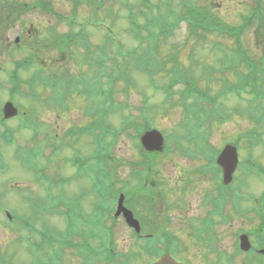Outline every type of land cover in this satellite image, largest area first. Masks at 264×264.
<instances>
[{
    "label": "rangeland",
    "instance_id": "rangeland-1",
    "mask_svg": "<svg viewBox=\"0 0 264 264\" xmlns=\"http://www.w3.org/2000/svg\"><path fill=\"white\" fill-rule=\"evenodd\" d=\"M36 1L47 8L51 7L52 10H55L57 13L61 12L60 14L63 16H72L71 5L73 0H0V106H3L9 101H11L16 107L20 104V108L18 107L20 115H29L32 119H37V122L29 119L20 123L16 118L13 122H7V125L14 128V130L10 128L3 129L1 127L3 133H9L10 135L16 136L25 147L23 169L20 160L17 159L18 156L16 158L19 141L17 140L16 142H13L12 145H4L3 143H0V157L2 159H0V166L1 164H6L10 167L6 174L0 171V177L2 174H5L3 181L0 182V193L5 196L3 199L0 195L2 203L11 211L14 210L19 214L24 213L27 217L37 216L35 223L38 228H41L43 224H46L50 225V227L57 228L58 231L63 230V228H65V221L63 222L58 214H52L53 206L57 201L54 199L51 200L53 194L50 187L46 190V188L40 187L37 183V180L42 181L41 178L37 176V171L45 170V175L50 178L71 176V181L68 182L63 190V198L72 200L82 194H89V197L85 198L82 203V206H85L86 211H89L90 203L92 202L91 199L93 197L91 195V183L97 182V180L92 173L84 174L78 170L79 174H74L77 170L74 169L73 166L71 169V165L67 163L65 159L69 162L74 160V162L77 163L87 158V161L90 163V161H92L91 155L94 152L92 141L87 138L86 135L81 137L80 143H77L78 147L76 150L78 152L74 151L73 153L72 149H66L67 146L61 147L66 138H70L68 135L71 127H84L90 121V118L95 119L93 101L89 97L80 94V90L84 83L83 80L88 79L89 82L94 84V88L100 87L107 89L112 87V90L115 91L114 98L116 104L118 106H125L122 112L111 114L108 121H106L108 124L110 122V127L118 132L117 137L111 138L114 139V142L111 145L112 148L110 151L106 152L103 157L104 163H106L105 173L107 174L105 181L109 183V185L106 184L107 189L113 185L116 189L122 188L121 190L124 192L126 199L125 202L128 203L130 202L131 196H133V192H141V189L145 188L144 193L141 195L143 199L147 201L149 210H151L148 213L153 217H156L161 225L159 227L155 222L154 228L158 226V228L161 229L162 227L164 230L165 222H168L167 218H169L171 219V221H169L171 225L170 231H172L173 227L181 225L182 228L184 227L183 230L187 232L185 221H187L189 216H201L204 214V210L202 211L201 208L203 193L213 188V182L209 176L195 178L196 181L192 187L194 188V191L190 194V200L188 201L189 207L187 206L188 203L184 205L182 202V206L179 207V202L181 200L177 197L178 195H169L168 198L171 202V211H167L165 207L166 204L163 203V200L159 195L158 186L148 178L141 179V187L133 189L138 187L139 182L134 180L131 175L133 169L131 166V160L137 158L135 142H131V133L133 132V127L131 128V126L133 125V121L136 122L137 120V122H141L143 119V113L140 111L144 106L142 103L143 95H150L153 92L147 76L142 71L136 69L135 62L124 58L118 48L111 47L107 43L106 38H103V33L99 30H93L94 34L91 33L92 37L90 38V43L92 46H89V50H84L82 47H75L76 42L80 43V40L76 39V36H69L67 42L66 39H63V35L70 34L71 32L72 35L75 34L78 31V26L70 29V22H56L53 15L41 13L40 10L37 9ZM92 1L94 3L101 2V0ZM128 1L132 3L134 9L133 12L139 13L142 11H150V9H147L145 6L138 9V6L142 4L145 5L146 0ZM250 1L252 0H214L213 5L219 9L221 15H223L225 19L235 23L237 22V15L244 10L243 7ZM89 2L90 0H85V3L78 8V15L81 22L90 16L89 13L91 12H89V8L92 9V7L89 5ZM151 2L154 5H158L153 7L152 11L159 9L160 5H163L164 13L161 15L168 17L170 12L175 10L173 6L176 7L175 3H177L178 0H174L175 3L171 1L172 6L169 5L170 0H151ZM124 3H126V0H105V3L101 7L102 11L105 12V15L100 16L105 17L103 19L105 20L106 25H114L115 30L120 34L119 38H122L123 49L127 51L136 48L137 42L130 34L129 16L126 9L123 7ZM34 6H36L34 9L36 11L31 10ZM103 8L105 9L103 10ZM156 14L158 15L160 13L156 11ZM139 16L140 14H138V22L140 19ZM50 27L55 28L57 31L56 36L53 38H51ZM186 35L187 25L181 23V25L178 26L173 31V34L166 40L167 47L185 48L184 44ZM18 37L20 38L19 44L21 49H17V45H15V39ZM56 39L59 40L57 47L54 46V40ZM71 45L72 47L69 51ZM190 46L193 45H187V48H185L184 51L182 50L183 52H180V62L188 63L189 56L187 57L185 52L190 50ZM100 48L107 49L109 54L112 55V58L110 57V64L107 63L106 66L109 64V74H113L114 79L102 75L96 78L95 75L98 74L97 69H91L89 62L86 61L88 56H95L94 53ZM197 51L196 53L194 52V54L195 58L198 60L197 75L200 76L204 69L201 62L204 63L208 57ZM29 52L36 57L35 61H27L32 57L29 56ZM69 52L72 53V60H69L67 57L70 54ZM124 59L127 61H124ZM190 59L194 60L193 54H190ZM16 60L29 63V70L26 71L24 69L20 72V76L23 80H26L32 74L33 70H35L34 67L39 68L38 72H42L45 75L57 74L58 76H63L66 74L65 72H69L70 80H64L68 84L67 86L62 87L66 88L65 91L62 88H59V95L55 96V94L50 93V90L39 89L38 92L42 95V101L37 102L26 100V98L18 96L14 101L10 100L8 98L9 94L7 89L11 85L8 82L9 73L6 72L12 71L13 61ZM125 72L133 78V81L135 82L134 87H128L125 85V81L122 79L124 78L123 73ZM2 84H4V87ZM165 84L167 83L165 82ZM95 85H97V87ZM160 85L162 86L161 81ZM23 87H25V85H23ZM71 87H73V90L77 93L69 98L68 91ZM183 88L182 85L176 86V90H180L179 93L183 91ZM57 90L58 89H56V91ZM54 97L58 102H61L64 97H67L66 103H60L64 105L66 109L59 108L54 102ZM161 100L162 97L158 94L153 97L154 102H160ZM224 101L226 103L225 106L229 108H234L237 104L234 97H229ZM165 107L166 105L154 120L153 118H149L153 128L156 126L164 135L170 136L174 133L173 131L175 129L179 131V125L183 119L182 110L179 105L175 106V109L169 111H166ZM128 115H132V119L128 122H123L124 118ZM0 116H3L2 120H4L5 116L2 109H0ZM133 116L135 120H133ZM244 120L249 123L246 117ZM242 123L243 121L235 116L232 121L226 123V125L221 128L220 132L215 133L212 139L207 137L209 143L213 144L216 148H221L225 141L230 142L237 136V134L242 132V129H240ZM24 124H30L35 128L33 131L26 130L22 128ZM59 141L60 146H57V142ZM66 142H69V140ZM56 146L60 148L59 151H54V147ZM195 148L196 147L194 146L192 149ZM197 148H199V146ZM253 154L258 160H260L264 153L261 149ZM249 156L247 150L242 151L240 154V161L246 160V158L248 159ZM160 158L168 159L161 164V167H158L159 174L154 175L153 177L156 182H159L160 178L168 184L179 182V180L185 175L186 167L193 168L196 166V163L193 161L189 162L178 152L172 153L168 156L162 154ZM49 159H51V163L48 161ZM261 161L264 165V158ZM247 169L246 171L248 173H255L264 181V176L261 173L259 174V171H249ZM56 172H58V174ZM242 174V170L240 169V172L238 170L237 177L239 178V182L236 181L234 185L240 183L238 186L239 195L245 196L241 199V208L244 210L234 212L233 207H228L229 211L227 216H229V221L227 223L222 221L221 224L217 225L215 233L219 240L217 245L218 253L225 252L227 254H232L236 251L235 242L237 240V233L242 229L251 231L253 226H258V220L251 219L250 215L245 214L244 211L252 206V201L250 200L255 201L252 197L261 196L264 190V185L261 178L258 176L256 177L251 174L243 176ZM43 180L45 179L43 178ZM19 186L22 187L23 193H20V191L17 193L13 191L15 187ZM101 186L103 188V185ZM146 193L147 196L145 195ZM248 195L251 196L250 198L252 199H249ZM94 197L97 199V196ZM29 198L31 201H33L34 198L36 202L30 205L28 203ZM107 206H105L103 210L106 211L110 207V205ZM130 206L133 207L137 216L140 217L144 213L143 208L132 204ZM262 211L264 219V210ZM82 213L83 212H76L73 213V215L78 217L81 216ZM254 215L252 216L253 218L256 217V215ZM82 217L91 220L93 224L97 225V227L95 226V231L104 234L106 239L108 237L111 239V235L113 237L111 241L113 243L114 253L117 254V260L111 263H106V260H104L106 257L104 258V248L102 244L98 243L95 238L90 241V245L94 250L93 257L102 258L99 264H123L125 259H123V261L119 260L120 257L124 256L123 254H120V252H125L127 250L130 251V248H132L131 246H133V236L128 233V225L123 222L117 224L114 234H111L109 228L105 227V225L110 224L109 214L102 213L91 216L82 215ZM0 224V248L1 252H4V254L9 257H7L8 260H6L7 264L8 261L9 264H31V262H37L38 259L49 261V256L43 255V252L34 245L39 238L36 226L37 233L34 235V231L28 229L26 230V233L24 230L18 228H12L11 231L9 228L4 227L1 219ZM21 234H24V243L19 242ZM249 235L251 237V234ZM191 236L192 232H190L189 236H181V238L184 239V245L178 240L176 241V243L181 246V251L185 253V255H190L194 259L195 264H211L214 262L215 256H209V251L204 244H198L200 247H195ZM254 245H257L256 239H254L253 247ZM260 248H262L263 252L255 254V262H251L252 259L250 256L241 254L235 258V264H264V246ZM176 249L177 248H175V250ZM107 253L112 254V251ZM74 254L73 250L67 251V254L63 255V259L65 260L63 264H81L82 260ZM129 259L132 260L133 255H130ZM148 260L149 259L139 251L138 260L136 259L134 262L135 264H145Z\"/></svg>",
    "mask_w": 264,
    "mask_h": 264
},
{
    "label": "trees",
    "instance_id": "trees-1",
    "mask_svg": "<svg viewBox=\"0 0 264 264\" xmlns=\"http://www.w3.org/2000/svg\"><path fill=\"white\" fill-rule=\"evenodd\" d=\"M171 1L175 3L174 0H170V6H172ZM73 3L77 8L83 5L85 0H73ZM104 3L105 0L96 3L90 0L89 5L92 7V9L89 8L90 16L82 22L78 12L75 11V19L71 27L78 26V31L73 35L80 40V43L76 42L75 47L89 50V46H92L90 43L91 33L94 34L93 30H99L111 47L118 48L124 58L135 62L136 69L147 76L153 92L150 95H143L144 106L140 110L143 113V119L140 123L133 121V129L137 134L133 136V140L152 128L150 118L154 120L165 105L166 111L175 109V106L179 105L183 119L179 125V131L175 129L174 133L168 136L170 139L168 150H171L172 147L183 149L182 141H185L192 143L193 147L195 146L201 152L212 151L207 147L209 144L207 137L211 138L213 134L220 132L221 128L236 116L243 123L240 127L242 132L237 134L234 144L239 149H246L250 155L244 163V167L249 171H259L264 176V167L253 154L261 149L264 153V0L247 2L243 7L244 10L237 15L235 23L221 15L219 9L213 5L214 0H178L175 3L176 7L173 6L175 10L170 12L168 17L161 15L164 13L163 5L152 11L153 7L158 5L152 4L151 0H146L145 5L138 6V9L145 6L150 11L139 13L133 12L132 3L126 0L123 7L126 8L129 16L130 34L137 42L136 48L127 51L123 49L122 38H119L120 34L115 30L114 25H106L103 19L105 17L100 16L105 15L101 8ZM156 11L160 14L157 15ZM138 14H140L139 22ZM181 23L187 25L185 48L187 45H193L190 46L189 51L185 52V55L189 56L188 63H182L179 60V54L185 48L167 47L166 43V40ZM71 33L63 35V39L67 41L69 36H73ZM58 43V39L54 40L55 47ZM197 50L208 57L204 63L201 62L204 69L200 76L197 75L198 60L194 54ZM190 54H193L194 60L190 59ZM94 55L88 56L86 61L89 62L91 69H97L96 78L102 75L114 79L113 74H109L110 57L112 56L109 51L100 48ZM72 58V53H70L68 59L72 60ZM127 60L124 59V61ZM107 63L109 64L106 66ZM23 67L28 71L29 63L26 61L17 62V69ZM38 70L39 68L26 80H23L19 73H15L16 68L14 69V72L9 75L8 81L11 85L9 97L12 101L17 96L34 102L40 101L42 95L38 92L39 89L52 90L51 94L59 95V88L68 84L64 80H70L69 72H65L68 75L58 76L57 74L45 75L42 72L41 74ZM126 73H123L124 78H122L125 85L134 87L133 78ZM83 82L80 94L93 101L95 120L90 122L85 129L82 128L83 130L77 127L72 128V136L75 137L78 131L87 130L90 135L96 137V130L100 131L99 125L105 119L104 134L106 137L103 140V145L104 150L108 152L113 144L110 143L109 137H114L112 132L114 128L110 127V123L108 124L106 121L111 114L122 112L125 106L116 104L115 91L112 90V87L104 89L95 85L97 88H94V84L88 79ZM178 85L184 87L180 93V90H176ZM56 89L58 90L56 91ZM62 89L65 91L66 88ZM68 92L69 98L77 93L73 87ZM157 94L162 97L160 102L153 101V97ZM229 97L236 99L237 104L234 108L225 106L224 100ZM54 102H57L58 107L63 109L65 106L60 103H66L67 97H64L61 102L54 99ZM20 106L18 104L19 108ZM245 117L249 123L244 120ZM131 119L132 115H128L123 122H128ZM133 120H135L134 116ZM98 142L101 144L99 138ZM198 146L199 148H197ZM146 155L148 158L152 157L149 153ZM259 214L263 215V211H260ZM63 215L66 216L65 213ZM34 223V220L32 222L27 220L25 225L28 230L37 231ZM80 226V222L74 216L73 227L69 229V233L66 228L59 236H56L54 228L44 224L40 234L41 244H37V247L44 248L47 245L48 248H51L56 237L63 242L64 246L67 245L71 236L73 239H76L77 236L85 237L82 235ZM79 239L80 241L74 245L75 250L78 251L80 257L85 259L84 262L91 263L93 249L90 240ZM110 240L107 238L104 246L108 247ZM107 252H109L108 249L105 251V256L106 262H109L112 260V255Z\"/></svg>",
    "mask_w": 264,
    "mask_h": 264
},
{
    "label": "flooded vegetation",
    "instance_id": "flooded-vegetation-1",
    "mask_svg": "<svg viewBox=\"0 0 264 264\" xmlns=\"http://www.w3.org/2000/svg\"><path fill=\"white\" fill-rule=\"evenodd\" d=\"M179 186L181 185L180 183H177ZM182 186V185H181ZM177 189V188H176ZM192 189H194V188H191V189H188V188H186V191L185 192H183V193H186V192H189L190 194L191 193H193L192 191H194V190H192ZM173 190V192H171V195H173L174 194V192L176 191L175 189H172ZM192 190V191H191ZM20 193H23V191L21 190L20 191ZM0 195L3 197V199L5 198V196L3 195V194H1L0 193ZM188 197H189V200H190V195L188 194ZM0 200H1V198H0ZM124 204H125V202H124ZM132 205H133V200H132V203H131ZM2 205V208H1V210H0V218H2V219H4L5 217L7 218V216H6V213L7 212H10V209L9 208H6L5 206H4V204H1ZM23 205H24V202H23ZM125 206H126V204H125ZM128 207L134 212V210L129 206V204H128ZM24 213H22V214H20L19 216L20 217H24ZM134 215H135V213H134ZM122 217V216H121ZM135 217L139 220V223H140V226H141V232L140 233H137V232H135V230H130V231H128V233H130L132 236H133V247L135 248L136 247V239H138V238H145V239H148V241H150V240H152L150 243H151V246H149L148 247V256H149V258H150V262L148 263V264H153L154 262H156L161 256H163L164 254H167V253H171L172 254V256H173V258H175L178 262H182V263H184V264H195V262H194V259L190 256V255H185V253H183L182 251H181V246L178 244V243H176V241L177 240H179L180 239V236H183V237H185V236H187L186 235V231H184L183 229H184V227L182 228V226L181 225H177V226H175V227H173L172 228V231H170V229H167V230H161V229H159V230H157V229H153V228H151V225L155 222V220H153V219H155V217H153V219L152 218H150L149 217V215H145V216H140V217H137L136 215H135ZM147 218H150L151 220L149 221V220H147ZM120 219V218H119ZM182 220V219H181ZM223 220V219H222ZM7 221H9V219L7 218ZM149 224V225H148ZM187 227H189V228H193L194 227V225H193V223L192 222H189V224H188V226ZM209 227V226H208ZM216 228H217V226H216ZM215 232H216V229H215ZM215 232H212L211 233V236H213V237H216V233ZM210 234V233H209ZM105 237V235L104 234H102V235H100V236H98V238L100 239V238H104ZM157 237H167L166 239L167 240H169V238H173V240H171V244L170 243H168L169 244V246H178L179 247V250H178V254H176V253H172V252H169V251H166V252H163V253H161L159 256H156V255H152V253H153V251H154V249H155V245L156 246H158V245H160V243L159 242H157ZM178 237V238H177ZM216 238H218V236L216 237ZM135 239V240H134ZM199 244V242H196L195 243V245L196 244ZM254 243V238H252V244ZM168 246V245H167ZM195 247H198V246H195ZM261 246H259L258 244L255 246L254 245V247L252 246V251L250 252L251 254H249V253H247V254H244V255H247V256H250L251 257V262H255V254L256 253H261V252H263V250H262V248H260ZM164 250V247H162V246H159V249H158V252H160V251H163ZM133 252H134V249H133ZM210 257H214L215 256V261L214 262H212L211 264H217L218 262H217V254L216 253H213V255L212 254H210L209 255ZM229 259H231L230 257H228ZM227 257H222L221 259H220V261L221 262H219L218 264H235V261H233V259H231L232 260V262L233 263H230L229 262V259H228ZM134 259H135V257H134V255H133V263H127V264H135V262H134ZM256 259H258V258H256ZM96 264H99V263H96Z\"/></svg>",
    "mask_w": 264,
    "mask_h": 264
},
{
    "label": "water",
    "instance_id": "water-1",
    "mask_svg": "<svg viewBox=\"0 0 264 264\" xmlns=\"http://www.w3.org/2000/svg\"><path fill=\"white\" fill-rule=\"evenodd\" d=\"M5 112L7 118L14 117L17 114V111L13 108L11 104L6 106ZM143 144L150 151H161L163 147V137L158 131L148 132L143 138ZM218 162L224 169L225 183L231 182L233 173L235 172L239 163L237 150L232 146H228L219 157ZM128 216L129 217L127 218V220L129 224L134 225L131 213H129ZM242 249H249L247 237L242 238Z\"/></svg>",
    "mask_w": 264,
    "mask_h": 264
}]
</instances>
